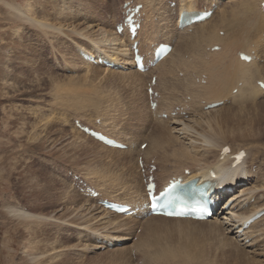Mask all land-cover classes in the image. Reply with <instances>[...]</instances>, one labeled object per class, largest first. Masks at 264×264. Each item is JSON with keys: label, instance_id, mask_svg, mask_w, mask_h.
<instances>
[{"label": "rangeland", "instance_id": "obj_1", "mask_svg": "<svg viewBox=\"0 0 264 264\" xmlns=\"http://www.w3.org/2000/svg\"><path fill=\"white\" fill-rule=\"evenodd\" d=\"M133 1L135 4L142 2L143 11L148 13L156 10L153 24L148 28L154 31V34H149L150 36L144 34L143 38L146 40L143 43V39H140L141 47L145 45L143 49L148 52L152 44L169 43L173 36L175 46L172 60L169 59L168 63L162 65L158 64L159 67L147 74L142 75L138 72L139 77L134 74L131 51L126 53L121 47L115 46V42L112 45L109 41L105 46L92 48L96 45L95 39L103 36L107 40L115 34V26L121 19L123 1L45 0V5L42 6L44 0H0V264H135V260L132 259V249L136 255H140L136 260L144 264H264V217L260 219L261 222L256 221L259 224L255 222L257 225L254 223V227L250 226L247 232L237 234L235 229L241 224L239 216L251 215L254 206L261 207V204H264V91L259 88V95L242 102L243 104L231 99L238 94V91L233 95L231 92L226 99H219L224 100L221 101L224 106L220 105L213 110L203 109L204 105L213 103L211 97L207 96L212 92H204L207 87L211 88L208 89L209 91L215 86L209 79L212 75L221 74L234 61L240 62L236 56L239 50L247 55L251 50L257 53V58L251 55L250 65L256 66L258 72L261 71L259 78L264 82V11L260 9L264 0L254 2L253 9L256 11L248 9V0L223 1L219 5L220 9L214 14L215 16L213 15L215 21L213 19L210 25L214 26L207 24L205 29L201 27V30L198 27L201 23L193 25L189 29L192 28L194 31L180 35L179 41L175 22L182 6L193 2L194 8L201 9L204 5L209 6L208 0H189L190 2L173 0L177 4L175 7L170 6L172 0ZM28 4L31 8L29 15H33L38 20L44 15L54 16L57 10L66 14L68 19L75 17L76 22L70 23L72 19L64 20L62 16L60 20L53 21L52 17L48 16L49 22H55V29L56 27L63 29L57 31L51 26L44 31L29 26L22 20L16 21L13 5H18L22 9ZM222 9L224 11L220 14L219 11ZM221 15L230 21L227 23L228 27L221 24ZM151 21L148 16L147 22ZM209 31L217 33V37L207 39L204 34L209 36ZM219 31L225 32V35H220ZM115 37L127 44V38H119L116 35ZM237 38H240L238 41L241 40V43L233 48L232 42ZM217 44H223L225 48L222 51H205L208 47ZM87 50L97 54L94 53L92 56L96 61L102 56L111 59L113 55L128 59L124 62L121 59L118 61L124 68L112 70L115 71L114 74L102 66L82 61L77 51L88 54ZM163 71L172 74L168 75ZM200 72L211 76L208 77L211 85L205 84V89L197 88L203 87V84L198 86L199 83L195 81L196 77L202 76ZM154 74L159 76L156 87L162 92L163 102L175 104L181 99L188 101L193 105L189 114L175 117L169 112L171 107H166L164 111L167 113L162 116L149 112L146 86L151 82ZM180 80L184 84L180 83ZM164 83L169 85V89L165 90ZM186 87H191L188 88L189 92ZM196 88L202 91L204 97L202 93L199 94L200 92L197 94ZM72 89L76 91L73 92ZM191 90L193 93L189 95ZM193 94H196L197 98L193 97L195 96ZM198 97H201L200 100ZM197 99L199 102L196 101ZM156 118L170 119L171 122H160ZM76 120L98 131L101 130L127 146L132 143L133 149L109 153L85 138L83 147L86 148L77 147L74 143L77 139L74 132L84 133L76 128ZM202 135L210 136L212 142L209 144L210 147L206 145ZM213 138L217 140H212ZM224 138L228 141L226 142ZM140 143H147L148 146L144 150H139L140 148L137 147ZM216 143L222 145L221 148L217 146V149ZM203 145L205 147H202ZM223 146L230 147L231 155L242 149L247 152L243 160L245 165L240 164L242 169L239 165L238 172L241 173L246 169L251 180L247 179L244 183H239L237 190L233 189L231 194L239 192V195H243L240 194L241 187L246 189L245 196H248L249 200L247 199L241 210L243 213L246 210L248 214L226 211L219 217L213 218L212 220L219 221L218 224L221 223L223 228L220 232L216 229L211 238L208 237L211 235L210 229L203 227H193L192 230L187 228L191 235L189 239L185 238L183 229L175 223L150 220L151 217L139 220L120 216L130 220L123 222L121 228L107 227L105 221H108L109 217L101 212L103 208L99 207L101 206L99 202L96 204V199L82 196L71 177V174L79 175L83 180L97 187L102 198L131 200L134 196L136 199L142 196L135 195L142 192L143 187L145 190L138 169L141 153L149 159V162L155 160L159 165L157 175L164 185L171 179L170 176L183 174L186 169L192 170L190 172L194 174V171L208 164L219 166L227 163L224 164L225 167L232 166L231 155L225 157L227 161L221 157L218 159L217 156L220 154L215 157V154L210 153V157L205 158L209 154L206 151L216 150L221 153ZM75 148L81 149L77 151ZM185 148L188 151L197 150V154H200L198 155L200 163L189 162L188 165H182L184 159L176 154ZM152 156L154 158L151 160ZM236 167L233 166L235 169ZM210 171L212 170L207 171L206 174H210ZM67 190L69 193L66 194ZM251 193L254 195L253 198H250ZM81 200L90 204L85 203L88 206H83L84 202ZM14 210L48 217L49 220H19L11 215ZM90 226L96 230L85 229ZM164 226H167L169 231ZM148 227L162 228L150 231ZM115 236H122L124 240L113 238ZM107 239L113 243L123 242L119 246L99 248L101 241ZM181 242L192 244L189 256L193 259L175 258L166 254L167 250H176V245H181ZM162 250L166 254L165 257H162Z\"/></svg>", "mask_w": 264, "mask_h": 264}, {"label": "bare ground", "instance_id": "obj_2", "mask_svg": "<svg viewBox=\"0 0 264 264\" xmlns=\"http://www.w3.org/2000/svg\"><path fill=\"white\" fill-rule=\"evenodd\" d=\"M62 2H66L67 0H61ZM151 1V0H150ZM189 1V0H188ZM193 1H195V0H193ZM209 1V0H208ZM211 1V2H210ZM209 2L212 4V3H214V2H220L219 0H210ZM235 0H231L230 2H234ZM259 0H248V5H249V7H248V9L249 10H252L253 9V4H254V2H258ZM190 2V1H189ZM229 2V1H228ZM142 3V2H141ZM30 4V3H29ZM29 4H28V6L26 7V8H20L18 5H13V7H12V9L14 10V12H15V14H14V12H13V14L16 16L15 17V19H16V21L17 20H22V21H24L25 23H27V24H29V26L31 25L32 27L34 26V27H37V28H39V29H42V30H44V31H46V29L45 28H50L51 26H52V28H54V30H57V31H61L63 28L62 27H60V28H57L56 27V29H55V22H49V20L50 19H48L47 17L48 16H51V15H44V17L42 18V19H40V20H38L36 17H34L33 15H29V13H30V11H31V8L29 7ZM258 4V3H257ZM260 4V3H259ZM41 5L42 6H44L45 5V0H44V2H42L41 3ZM41 5H39V6H41ZM123 5V3L121 4V6ZM243 5H246V4H243ZM242 5V7H247V6H243ZM255 5V4H254ZM32 6V5H31ZM54 6V5H53ZM232 6V5H231ZM33 7V6H32ZM133 7V6H132ZM146 7V6H145ZM33 8H35V7H33ZM144 8V7H143ZM154 9V8H153ZM153 9H151V10H153ZM163 9V8H162ZM245 9V8H244ZM12 10V11H13ZM146 10V9H145ZM196 10H203V9H198V8H194V3L193 2H191V4H188V5H183L182 6V8L180 9V11H179V13H178V15H177V17H176V22H175V31H176V34L177 33H179V35H177L178 36V41H179V38H180V35H184V34H186L187 32H189V30H191L192 32L194 31V29L192 30V28L191 29H189L191 26H189V27H187V28H185V30H183L182 28H179V23H177V21H178V19H179V15L183 12V11H189V12H192V11H196ZM243 10V9H242ZM248 10V11H249ZM254 11H256L255 9H253ZM252 10V11H253ZM156 10H154V11H150L149 13H148V11H143V12H145V20H144V22H143V25H142V28H141V30H140V32H139V36H138V41L140 42V45H141V41H140V39H143V43H145V40H146V38H143V35L145 34V35H153L154 34V31H152L151 29L149 30L148 28L150 27V26H152V24H153V19L155 18V15H156V12H155ZM224 10L222 9V10H220L219 11V13L221 14L222 12H223ZM17 12V13H16ZM26 12V13H25ZM56 14L54 13V16H51L52 17V19H53V21H58V19L60 20V16H62L61 18H63L64 20H68V21H70L69 19H72V22L70 21V23H74V22H76L75 21V17L73 18V17H70L69 19L66 17V14H63V12L61 13H59V11H57L56 10ZM148 13V15H146ZM218 13V14H219ZM251 13V12H250ZM65 16H63V15ZM160 14V13H159ZM36 15V14H35ZM73 16V15H72ZM148 16L151 18V22H147V18H148ZM213 16V15H212ZM211 16V18L209 19V20H207V21H205V22H203V23H201L198 27L201 29V27H204V29H205V26H207V24H211V21H213V19H214V21H215V18H214V16L212 17ZM77 17V16H76ZM244 19V18H243ZM64 20H63V22H64ZM221 20H222V22H221V24H223V25H227V23H229L230 21L228 20V19H225V16L224 15H221ZM246 20V19H245ZM149 21V20H148ZM229 21V22H228ZM61 22V21H60ZM61 24V23H60ZM196 24H199V23H196ZM196 24H193V25H196ZM238 24H240L239 22H238ZM241 24H242V22H241ZM256 24V23H255ZM260 24V23H259ZM192 25V26H193ZM222 25V26H223ZM230 25H232L231 23H230ZM262 25V24H261ZM63 26V25H62ZM67 26V25H66ZM69 26H71V25H69ZM158 26V25H157ZM210 26H214L213 24L212 25H210ZM235 26V25H234ZM217 27V26H216ZM224 27V26H223ZM226 27H228V25L226 26ZM233 27V26H232ZM232 27H230V28H232ZM236 27V26H235ZM260 27H262V26H260ZM259 27V28H260ZM115 28H116V26H115ZM198 28V29H199ZM207 28H209V29H212V27L210 28V27H207ZM198 29H197V31H198ZM208 29V30H209ZM74 30V29H73ZM202 30V29H201ZM207 30V29H206ZM228 30V29H227ZM239 30V29H238ZM148 31H150V33L148 32ZM211 31V30H210ZM209 31V32H210ZM186 32V33H185ZM213 32L215 33V30L213 29ZM221 31H219V33H220ZM55 33V32H54ZM114 33L115 34H113V36H110L109 37V39H107L106 40V38L105 37H100V38H98V39H95L96 41V45H94L92 48H95V47H97V48H100V46L101 45H106V43H107V41H109V42H112L111 44L113 45L114 43L113 42H115V46H118V47H121L122 49H123V51L124 52H129L130 51V39H129V37H128V35L127 36H125V35H123V36H119L117 33H116V30L114 29ZM200 33V32H199ZM208 33V32H207ZM214 33H209V36L207 35H205L204 34V36L208 39L209 37V39L211 40V38H214L215 39V37H217V33L216 34H214ZM218 33V34H219ZM237 33V32H236ZM110 35H112V33H109ZM89 35V34H88ZM115 35L116 36H118L119 38L120 37H125V38H127V44L125 45V42H123V41H119V40H117V38L115 37ZM149 35V36H150ZM157 35V34H156ZM191 35V34H190ZM203 35V34H202ZM100 36V35H99ZM195 36V35H194ZM235 36H237V35H235ZM142 37V38H141ZM196 37V36H195ZM194 37V38H195ZM197 37H199V34H198V36ZM196 37V38H197ZM239 37V36H238ZM90 38V37H89ZM105 38V40H103ZM108 38V37H107ZM183 38V37H182ZM188 38V37H187ZM195 38V39H196ZM241 38V37H240ZM240 38H237V40L234 42H232V44L233 45H231V46H233V48H234V46L235 45H237L238 43H241V40H242V38H241V40L240 41H238V39H240ZM83 39V38H82ZM129 39V40H128ZM150 39V38H149ZM152 39V38H151ZM150 39V40H151ZM173 39H174V36L171 38V40H169V41H171V42H169L168 44H170V45H173ZM192 39H193V37H192ZM198 39V38H197ZM205 39V38H204ZM218 38H216V40H217ZM219 40V39H218ZM226 40V39H225ZM183 41V40H182ZM181 41V42H182ZM206 41V40H205ZM204 41V42H205ZM212 41H214V40H212ZM150 42H152V41H150ZM184 42H186V40L184 41ZM196 42V41H195ZM198 42V41H197ZM210 42V41H209ZM208 42V43H209ZM217 42V41H216ZM220 42V41H219ZM243 42V41H242ZM161 43V42H160ZM164 43H167V42H164ZM178 43V42H177ZM183 43V42H182ZM188 43V42H187ZM186 43V44H187ZM207 43V42H206ZM215 43V42H214ZM79 44V43H78ZM111 44H109V45H111ZM154 44H156V43H154ZM213 44V43H212ZM220 44V43H219ZM179 45H181V44H179ZM185 45V44H184ZM190 45V44H189ZM193 45V44H192ZM204 45V44H203ZM206 45V44H205ZM218 45V44H217ZM223 45V44H222ZM83 46V45H82ZM143 46H145V45H143ZM143 46L141 47V49L143 50ZM207 46H208V44H207ZM210 46V45H209ZM213 46V45H212ZM212 46H210V47H212ZM240 46V45H239ZM102 47V46H101ZM127 47H128V49H127ZM175 46L173 45V48H174ZM192 47V46H191ZM236 47V46H235ZM195 48H196V46H195ZM202 48V47H201ZM205 48V47H204ZM228 48V47H227ZM115 49H117V48H115ZM120 49V48H119ZM198 49V48H197ZM203 49V48H202ZM85 50V49H84ZM114 50V49H113ZM246 50V49H245ZM174 49L172 50V52L167 56V58H165L163 61H162V63H160L161 65L162 64H164V63H168V60L169 59H171V58H173L174 57ZM179 51V50H178ZM186 51V50H185ZM206 51V50H205ZM88 54H90V56H93L94 55V53L95 52H93V51H91V50H87L86 51ZM113 52V51H112ZM200 52V51H199ZM202 52V51H201ZM190 53V52H189ZM195 53V52H194ZM230 53V52H229ZM96 54V53H95ZM99 54V53H98ZM111 54H113V53H111ZM198 54V53H197ZM196 54V55H197ZM210 54V53H209ZM97 55V54H96ZM125 56H128L129 54H124ZM187 55V54H186ZM114 56V57H113ZM112 56V60L110 59V58H108V59H110V61H113L116 65H120L121 63L120 62H118L120 59L124 62V61H127V59H125V58H119L118 56H116V55H113ZM189 57V56H188ZM197 57V56H196ZM208 57V56H207ZM212 57V56H211ZM178 59H180V58H178ZM205 59V58H204ZM238 59L240 60V58H239V55H238ZM98 61L97 62H99V59H97ZM114 60H116V61H114ZM120 60V61H121ZM133 60V55L131 56V61ZM172 60V59H171ZM188 60V59H187ZM170 61V60H169ZM179 61H182V60H179ZM199 61H200V59H199ZM227 61V60H226ZM129 62V61H128ZM228 62V61H227ZM240 62H242V63H240ZM240 62H236V61H234L233 63H231L229 66H228V68H226L221 74H219L218 73V75H216V76H214V75H212V77L210 76V75H207L208 77L210 76L211 78L209 79L210 80V83L214 86L213 87V89L212 90H209L208 91V89H211V88H206V87H204V84H203V87H197V88H202V89H207V91H206V89H205V93L207 92H212V93H209V94H212L211 96L209 95V94H207V96H208V98H210L211 97V99L213 100V103L215 102L214 100H216V102H218L217 100H219V99H221V98H225L226 99V97L227 96H229L230 95V93L232 92V95H233V93H235V90L237 89V91H238V94L236 95V96H232L231 97V99H234L236 102H241L240 104H243L242 102H246V101H248L249 99H251V98H253V96H257V95H259V86H258V81H261L260 80V78H259V72H261V71H259L258 72V70H257V67L256 66H254V65H250V63H247V62H245V61H241L240 60ZM244 62V63H243ZM127 63V62H126ZM131 63H133V61L131 62ZM179 63V62H178ZM199 63V62H198ZM222 63V62H221ZM226 63V62H225ZM176 64V63H175ZM246 64V65H245ZM249 64V65H248ZM174 65V64H173ZM178 65V64H177ZM198 65V64H197ZM205 65V64H204ZM203 65V66H204ZM219 65V64H218ZM67 66V65H66ZM185 66V65H184ZM200 66V65H199ZM206 66V65H205ZM89 67V66H88ZM102 67H104L105 68V70H107L108 72H113L112 71V69L111 68H109V67H106V66H104V65H102ZM159 67V66H158ZM162 67V66H161ZM160 67V68H161ZM210 67H212V66H210ZM215 67V66H214ZM159 69V68H158ZM178 69V68H177ZM192 69V68H191ZM204 70H206L205 68H203ZM209 69H211V68H209ZM171 69H169V71H170ZM169 71H167L168 73H169ZM215 71V70H214ZM213 71V72H214ZM134 74L135 75H137V77H139V73H138V71H136V70H134ZM137 72V73H136ZM164 72V71H163ZM162 72V73H163ZM171 72V71H170ZM181 72H183V70L181 71ZM208 72V71H207ZM107 73V72H106ZM114 74H115V71L113 72ZM164 73H166V72H164ZM168 73H166V74H168ZM197 73V72H196ZM200 73H202V72H200ZM199 73V74H200ZM105 74V73H104ZM117 74V73H116ZM166 74H163V75H166ZM172 73H170V74H168V75H171ZM202 74H205V73H202ZM210 74H212V73H210ZM262 74V73H261ZM87 75H89V74H87ZM143 75V74H142ZM141 75V76H142ZM197 76V75H196ZM124 77V76H123ZM195 78V77H194ZM179 80V79H178ZM181 81V80H180ZM190 81V80H189ZM185 82V81H184ZM193 82V81H192ZM238 82L241 84H238ZM169 83V85H170V82H168ZM180 83H183L182 81L180 82ZM209 83V81L206 83V84H210ZM71 84V83H70ZM164 84H166V83H164ZM179 83H177V85H178ZM184 84V83H183ZM183 84H181V85H183ZM193 85H194V83H192ZM192 84H190V85H192ZM210 84V85H211ZM169 85L168 84H166V85H164V87H165V90H167V89H169L168 87H169ZM189 84H187V86H188ZM200 84H198V86H199ZM209 85V86H210ZM218 85V86H217ZM179 86H180V84H179ZM184 86V85H183ZM182 86V87H183ZM60 87H62V85L60 86ZM147 87H148V85L146 86V98H147V103H148V110H149V112L152 114V112H151V110H150V107H149V100H148V95H147ZM185 87V86H184ZM193 87V86H192ZM177 88V87H176ZM179 88V87H178ZM177 88V89H178ZM187 88V87H186ZM185 88V89H186ZM188 88H191V87H188ZM188 88H187V90H188ZM194 88H195V86H194ZM196 88V90H197V94H198V92H200L199 94H201L202 93V91L201 90H199L198 91V89ZM176 89V90H177ZM73 90V89H72ZM156 90L158 91L157 93H158V97H159V113L160 114H162V113H164V109L166 108V107H174L175 105H177V104H179V103H183V104H181V105H183L184 107H187V106H189V108H190V111H191V108H192V104L190 103V102H183V100L181 99L178 103H175V104H169V103H167L166 102V104L163 102L164 101V99H163V95H162V92H161V90L160 89H158L157 87H156ZM195 90V89H194ZM262 91H263V89H261ZM260 90V91H261ZM74 91H76V90H73V92ZM188 92H189V90H188ZM196 92V91H195ZM187 93V92H186ZM191 93H193L192 92V90H191V92L189 93V95L191 94ZM204 93V94H205ZM188 95V94H187ZM188 95V96H189ZM192 95V94H191ZM193 95H195V96H193V97H196L197 98V96H196V94H193ZM202 95H203V93H202ZM76 97V96H75ZM174 97V96H173ZM192 97V99H196V98H193ZM202 97H204V95L202 96ZM169 98H171V97H169ZM199 98V97H198ZM201 98V97H200ZM200 98H199V100H200ZM229 98V97H228ZM204 99V98H203ZM206 99V98H205ZM222 99V100H223ZM170 100V99H169ZM221 100V101H222ZM229 100V99H228ZM233 100V101H234ZM196 101H198V99L196 100ZM195 101V102H196ZM202 101V100H201ZM220 100H219V102H221ZM224 101V100H223ZM226 101V100H225ZM192 102H194V101H192ZM199 102V101H198ZM208 102H209V100H208ZM196 104H199V103H196ZM200 104H201V102H200ZM210 104V103H209ZM194 105H195V103H194ZM198 106V105H197ZM201 106H202V104H201ZM224 106V105H223ZM75 107V106H74ZM196 107V106H195ZM205 108V105L203 106V109ZM115 109V108H114ZM213 109H215V108H213ZM213 109H211V110H213ZM119 110V109H118ZM205 110V109H204ZM55 111V110H54ZM78 111V110H77ZM84 111V110H83ZM114 111H116V110H114ZM81 112H82V109H81ZM118 113V112H117ZM209 113V112H208ZM82 114H84V113H82ZM187 114H189V112H187ZM75 115V114H74ZM97 115V114H96ZM122 115V114H121ZM79 118V117H78ZM122 118V117H121ZM89 119V118H88ZM181 118H179V120H180ZM208 119V118H207ZM156 120H158V121H160V122H171V121H169V120H164V119H158V118H156ZM175 120H178V119H175ZM66 121V120H65ZM234 121V120H233ZM92 122V121H91ZM209 122V121H208ZM200 123V122H199ZM166 124V123H165ZM194 124V123H193ZM198 124V123H197ZM201 124V123H200ZM199 124V125H200ZM203 124V123H202ZM210 124V123H209ZM163 125V124H162ZM198 125V126H199ZM63 127V126H62ZM103 127V126H102ZM213 127V126H212ZM212 127H211V129H212ZM215 127V126H214ZM65 128V127H64ZM164 128V127H163ZM167 128V127H166ZM200 128V127H199ZM202 128H203V126H202ZM206 130V129H205ZM78 131V130H77ZM158 131V130H157ZM161 131V130H160ZM164 131V130H163ZM81 132V131H80ZM159 132V131H158ZM204 132V131H203ZM221 132V131H220ZM75 134H76V136H77V139H75V144H77V147H80V146H82L83 147V143H85L84 141V138L86 139V140H88V141H92V143L94 142L95 144H96V146L98 147H101L102 149H104V150H106L107 152H109V153H113V152H115V151H118V149H111V148H109V147H106L105 145H103V144H101L100 142H98V141H96V140H94V139H91L90 137H87V136H85L84 134H81V133H79V134H77L76 132H74ZM87 135V134H86ZM167 135V134H166ZM114 136V135H113ZM116 137V136H115ZM168 137V136H167ZM202 137L205 139V143H206V145H208L209 146V144H211L212 142L210 141V136L208 137V136H204V135H202ZM75 138V137H74ZM119 138V137H118ZM123 138V137H122ZM159 138V137H158ZM162 138V137H161ZM169 139V138H168ZM217 140L216 138H213L212 140ZM240 139V138H239ZM163 140H165V139H163ZM171 140V139H170ZM224 140H225V138H224ZM244 140V139H243ZM138 141V140H137ZM166 141V140H165ZM226 142L228 141V140H225ZM225 142V143H226ZM93 143V144H94ZM165 143V142H164ZM170 143V142H169ZM215 143V142H214ZM75 144H74V147H75ZM94 144V145H95ZM143 143H140V144H138V149L141 147V145H142ZM158 144V143H157ZM157 144H156V146H157ZM166 144V143H165ZM172 144V143H171ZM217 144V143H216ZM215 144V146H216V148H217V146H218V148H221V146L222 145H216ZM84 145H86V144H84ZM132 145V143H130L129 144V146H128V148H127V150H129V149H133V147L131 146ZM169 145V144H168ZM225 145V144H224ZM88 146V145H87ZM180 146V145H179ZM214 146V147H215ZM81 147V148H82ZM85 147V146H84ZM83 147V148H84ZM181 147V146H180ZM202 147H205V145H203ZM210 147V146H209ZM213 147V148H214ZM224 147V146H223ZM81 148H79V149H81ZM86 148V147H85ZM212 148V147H211ZM210 148V149H211ZM217 148V149H218ZM76 150H77V148H75ZM78 149V150H79ZM75 150V151H76ZM77 150V151H78ZM87 150V149H86ZM140 150V149H139ZM212 150V149H211ZM176 151V150H175ZM178 151H179V149H178ZM197 150H193V151H188L186 148L185 149H183L181 152H179V153H177L176 155H178L180 158H182V159H184V161L181 163L182 165H188L189 164V162H195V163H200V160L198 159L199 157H198V155H200V154H197L198 152H196ZM213 151H215V153H213ZM213 151H206V152H208L209 154L208 155H206V153H205V158L207 157V158H209L210 157V153H212V154H215V157L217 156V154H220L221 155V153H218V151H216V150H213ZM221 151H222V149H221ZM137 152V151H136ZM99 153V152H98ZM119 153V152H118ZM133 153V152H132ZM129 154H131V153H129ZM120 155V154H119ZM163 155V154H162ZM217 156L218 157V159L221 157V156ZM213 156V155H212ZM150 157V156H149ZM226 157V156H225ZM229 157V156H228ZM205 158H204V160H205ZM213 158V157H212ZM134 159V158H133ZM210 160V159H209ZM208 160V161H209ZM216 160V159H215ZM214 160V161H215ZM224 160L225 161H227V159H225L224 158ZM220 161H222V159L220 160ZM116 162V161H115ZM130 162H131V160H130ZM206 162V161H205ZM209 163V162H208ZM207 163V164H208ZM219 163V162H218ZM224 163V162H223ZM123 164H125V163H123ZM212 164V163H211ZM210 164V165H211ZM224 164H226L227 165V163H224ZM224 164H221V165H219V166H217V164H216V166H209V164H208V166H202L201 167V169H199V170H197V171H194V174L193 173H191L190 171H192V170H189V172L191 173L190 175H185L184 174V172H183V174H178L177 176H179V175H185L184 176V178H188V179H195V178H197V177H202V178H205V177H209V173L208 174H206V172L207 171H209V170H212V171H214V173L218 176V180L220 181L221 180V184L222 185H225V186H228V185H237V184H242V183H244V181L245 180H251V178H249V174H248V172H247V170L245 169V170H242V172L240 173V172H238V167L239 166H237L236 167V169L235 168H233V166H228V167H225L224 166ZM244 164V162L242 163V165ZM132 165V164H131ZM229 165V164H228ZM245 165V164H244ZM247 165H248V163H247ZM241 166V165H240ZM125 167V166H124ZM130 167V166H129ZM233 169H235V171L231 174V172L233 171ZM240 169H242V166H241V168ZM239 169V171H241ZM138 170V169H137ZM187 170V169H186ZM237 171V172H236ZM228 173H229V175H228ZM235 173H236V175H235ZM238 173H240L239 174V176L237 177V178H235L236 176H237V174ZM231 174V175H230ZM235 176H234V175ZM234 177H233V176ZM96 176H97V173H96ZM96 176H95V178H96ZM225 177V178H222V177ZM91 177V176H90ZM171 178L173 177V176H170ZM183 177V176H182ZM127 178V177H126ZM222 178V179H221ZM135 179V178H134ZM243 181V182H242ZM133 182V181H132ZM169 182V180L166 182V183H168ZM52 183L53 182H51V185H52ZM165 183V184H166ZM164 184V185H165ZM134 185H136V184H134ZM164 185H162V186H164ZM103 186V185H102ZM136 186H138V187H140L138 184L136 185ZM264 186V185H263ZM121 187V186H120ZM137 187V188H138ZM105 188V187H104ZM110 188V187H109ZM237 188H238V186H237ZM241 189H242V191H240V194H243V195H239L238 193L239 192H236V193H234V194H232V196H229V200H233V205H232V207H231V210L232 211H240V212H242L243 213V210H241L242 209V207L244 206V204H246V201H247V199L249 200V198H247L248 196H245V193H246V189L244 188V187H241ZM241 189H239V190H241ZM138 190H139V188H138ZM141 191H142V189H141ZM250 192H251V189L249 190ZM108 192V191H107ZM143 192H145V190H144V187H143V191L142 192H140L139 194L137 193L135 196H138V195H142L141 197H138V198H136V199H134V196L132 197V199L131 200H119V199H116V200H110V199H108L109 201H111V202H118V203H129V204H132V203H134V204H138V202L141 204H138L139 206H142L143 204V201H145L144 199V194H143ZM67 193H69V191L67 190L66 191V194ZM109 194V193H108ZM238 194V195H237ZM78 196V195H77ZM74 197H75V195H74ZM254 197V195L251 193V195H250V198H253ZM74 199H76V198H74ZM134 199V200H133ZM55 201V200H54ZM79 201V200H78ZM82 201V200H81ZM98 201H100V198H98V199H96V204L98 203ZM77 202V201H76ZM82 202H84V200L82 201ZM75 203V202H74ZM86 202H84V204L83 203H81L80 202V204H83V206L84 205H86L85 204ZM88 204H90V203H88ZM92 205V204H91ZM80 206V205H79ZM82 206V205H81ZM82 206V207H83ZM86 206H88V205H86ZM82 207H80V208H82ZM93 207V206H92ZM99 207H102V206H99ZM91 208V207H90ZM97 208V207H96ZM95 208V209H96ZM103 208V207H102ZM264 208V204H261V207H259V206H254V208H253V210L251 211V215H241V216H239L238 218H239V221H240V223H242V222H244L245 220H247L248 218H250V217H252L255 213H257L258 211H260L261 209H263ZM92 209V208H91ZM98 209V208H97ZM246 211V210H245ZM244 211V213L243 214H245L246 212ZM11 212V211H10ZM9 212V213H10ZM101 212H103V214L106 216V217H109V219H108V221H105V224H106V226L107 227H113V228H115L116 226H119L118 228H121L120 226H122L123 225V222H125V221H128V220H130V219H126V218H121V217H123V216H121L120 217V215H118V214H116V213H114V214H116V215H118V216H116V215H113L112 214V212L110 213L109 211H107V210H105V209H103ZM108 212V213H107ZM246 214H248V213H246ZM11 215H13L14 217H16L17 219H19V220H23V221H34V220H38V221H44V220H49L48 219V217H44V216H40V215H35V214H30V213H26V212H23V210H14L13 212H11ZM235 216H237V215H235ZM15 218V219H16ZM130 218H133V217H130ZM213 218V217H212ZM263 218V217H262ZM261 218V219H262ZM28 219H30V220H28ZM104 219H105V217H104ZM133 219H135V218H133ZM217 219V218H216ZM234 219V218H233ZM264 219V218H263ZM95 220V219H94ZM142 220V219H141ZM150 220H162V221H164V222H166V223H170V224H176L177 226H179L181 229H183V233L185 234V238H188L189 239V235H191L189 232L190 231H188L187 230V228H189L190 230H192L193 229V227H203V228H208V229H210V231H209V233L211 234L210 236H208V237H210L211 238V236L213 235V233L214 232H216V229H217V231L218 232H220L221 230H222V228H223V226H222V224L221 223H219L218 224V222H215L216 220L214 219V220H208V221H194V220H190V219H171V218H165V217H162V216H152L151 218H150ZM100 221V220H99ZM234 222H236V221H234ZM258 222H261L260 221V219L258 220ZM258 222H256L257 224H259ZM255 223V222H254ZM253 223V224H254ZM255 223V224H256ZM238 223H236V225H237ZM252 224V225H253ZM256 224V225H257ZM126 225V224H125ZM251 225V226H252ZM92 226H90V227H86L85 229L86 230H89V231H94V230H96V229H93V228H91ZM165 228H166V230H168L169 231V229H168V227L167 226H164ZM211 227L214 229H211ZM239 227H242V226H239ZM239 227H238V229H237V234H238V232H239V230L241 229H239ZM253 227H254V225H253ZM162 227H159V228H156V229H161ZM155 228H152V227H148V230H150V231H157ZM178 230V229H177ZM34 231V230H33ZM36 231V230H35ZM245 232H247V230H245ZM36 233V232H35ZM193 233V232H192ZM209 233H207V234H209ZM92 234V233H91ZM182 235V234H181ZM199 235V234H198ZM215 236H216V234H215ZM220 236V235H219ZM108 237H110V236H108ZM113 238H121L120 240H124V237H122V236H115V237H113ZM190 238H192V236H190ZM217 238V237H216ZM220 239V238H219ZM186 241H187V239H186ZM227 241V240H226ZM103 242L104 243H107V242H109V239H107V240H103ZM115 242H117V241H115ZM171 242V241H170ZM203 242V241H202ZM192 243V242H191ZM223 243V242H222ZM178 244V243H177ZM205 245V244H204ZM101 246V247H100ZM177 247V249L176 250H174V249H171V250H167L166 251V254L167 255H173V256H171V257H175V258H180V257H186V258H191V259H193L192 257H190L189 256V253L191 252L190 251V248L192 247V244L190 245V243H187V242H181V245H176ZM99 248H106L107 249V244H103V243H101L100 245H99ZM170 248H172V247H170ZM162 252H163V250H162ZM160 253V252H159ZM166 254L163 252V256L162 257H165L166 256ZM122 259V258H121ZM190 259V260H191ZM189 260V261H190ZM194 262V261H193Z\"/></svg>", "mask_w": 264, "mask_h": 264}, {"label": "snow or ice", "instance_id": "obj_3", "mask_svg": "<svg viewBox=\"0 0 264 264\" xmlns=\"http://www.w3.org/2000/svg\"><path fill=\"white\" fill-rule=\"evenodd\" d=\"M244 59H246V60H247V59H250V57H247V56H245V57H244ZM170 214H171V213H170Z\"/></svg>", "mask_w": 264, "mask_h": 264}]
</instances>
